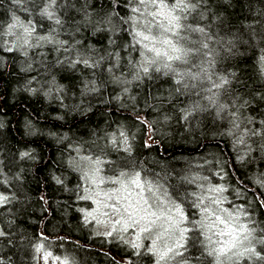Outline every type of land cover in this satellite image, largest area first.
Wrapping results in <instances>:
<instances>
[{
    "label": "trees",
    "instance_id": "trees-1",
    "mask_svg": "<svg viewBox=\"0 0 264 264\" xmlns=\"http://www.w3.org/2000/svg\"><path fill=\"white\" fill-rule=\"evenodd\" d=\"M59 5L62 26L36 15L32 3L25 6L33 8L30 18L41 34L56 27L57 39L69 46L77 40L81 44L68 52L45 45L28 50L27 56L0 49V191L8 198L0 204V264H34L42 234L48 238L46 247L69 264H154L146 249L133 250L121 239L98 235L92 224H84L79 209L90 202L78 199L80 174L68 164L69 157L77 155L75 146L82 154L107 161L105 175L139 171L142 177L159 178L170 193L178 189L175 198L192 218L201 214L192 207L191 193L201 189L183 178L208 176L213 184L228 188L223 195L232 204L225 202L223 207L243 206L264 226V207H260L264 189L258 185L264 178L260 148L264 136L245 137L251 152L237 143L245 129L264 132V75L258 64L264 54V0H205L200 5L193 13L195 20L190 17L189 22L204 26L210 37L208 49L201 50L196 63L211 80L205 77L196 89L179 93L173 80L162 74L116 83L106 70L108 60L97 69L83 64L70 67L68 60L76 59L78 52L99 59L119 51L124 67L114 75L120 76L128 70L124 46L130 38L119 30L117 17H113L116 34L107 30L110 26L104 21L112 11L111 0H59ZM117 11L127 15L124 8ZM13 12L28 18L12 0H0V21H8ZM85 13L92 25L83 22ZM97 27L104 30L95 31ZM110 36L115 44L109 43ZM194 38L205 39L199 34ZM221 77L229 83L213 88L212 82L219 83ZM86 79H94L99 91L85 93ZM219 105L226 107L221 110ZM185 110L190 113L187 119ZM121 132L130 152L124 151ZM221 165L227 172L223 180L215 174H223ZM188 236L183 250L187 264H209L212 258L200 230Z\"/></svg>",
    "mask_w": 264,
    "mask_h": 264
},
{
    "label": "snow or ice",
    "instance_id": "snow-or-ice-1",
    "mask_svg": "<svg viewBox=\"0 0 264 264\" xmlns=\"http://www.w3.org/2000/svg\"><path fill=\"white\" fill-rule=\"evenodd\" d=\"M12 2L19 5L28 18H21L13 12L8 21H0V49L6 52L20 51L27 56L28 50L39 49L45 45H52L56 51L68 52L70 47L75 48L81 44V41L77 40L75 44L69 46L68 41L57 39L56 27H51L46 34H41L38 31V23L30 18L35 8L36 15L55 26H62L64 21L58 15L59 0H12ZM204 2L205 0H111L112 11L104 23L110 26L107 30L114 36L117 25L113 23V17H117L121 25L119 30L128 33L130 41L124 46L128 53L127 72L122 71L120 76L114 75L115 71L124 67L121 63L123 57L119 51L109 52L107 56H101L99 59L78 52L76 59L68 60L69 66L75 68L83 64L87 68L97 69L101 67L102 61L108 60L110 64L106 70L113 74L116 83L127 84L145 78L152 79L153 74H162L173 80L177 86L176 92L182 90L190 92L199 87L205 77L211 80L207 70L196 63L201 50L208 49L206 41L210 37L204 26L189 22L190 17L195 20L193 13H196ZM27 3H32L33 8L26 7ZM119 8H124L127 15H121L117 11ZM200 16L203 19V13H200ZM83 22H86V25L93 24L90 14H84ZM103 30L95 28V31ZM194 34H199L205 39H196ZM109 43L115 44L116 41L110 36ZM258 64L261 74L264 75V54L259 57ZM193 68L197 71H193ZM128 76L131 80L127 79ZM227 83L228 79L221 77L219 83L212 82V87L219 89ZM83 90L85 93L96 92L99 88L94 79H86ZM127 90L124 88L125 92ZM207 91L211 92L212 89L209 88ZM213 96L208 99L216 104ZM219 107L223 110L226 105ZM189 114L185 110L184 118L187 119ZM239 127V124L235 125V128ZM249 135L264 136V132L245 129L239 136L237 143L246 145L251 152L253 149L247 145L245 139ZM120 136L125 137L124 151L130 152L125 133L121 132ZM116 143L117 140L114 138L113 144ZM260 148L264 150V143ZM73 151L77 155L70 156L68 164L80 174L81 185L78 187H82V194L78 195V199L90 201L91 205H94L79 209L83 222L85 225L94 222L98 226L110 227V230L97 233L98 235L113 238L119 236L123 243L133 250L146 249L154 257V264H187L183 250L189 239L188 234L199 229L207 241L205 246L207 256L212 258L209 264H240L241 261L255 264L256 261H264V226L258 224L243 206L223 207L225 202L232 204L223 195L228 191L224 185L213 184L208 176L183 178L188 184H195L201 189L199 193H191L194 197L192 207L201 214V218L196 220L185 213L183 202L175 198L178 189L170 193L159 182V178L142 177L139 171L134 173L120 171L118 175H104V165L108 163L107 161L99 156L82 154L80 146H75ZM240 159L243 160V157ZM220 171L223 174H215L220 175V179L223 180L227 175L226 167L221 165ZM57 182H61L59 178ZM258 185L264 189V178L258 181ZM260 199L264 201V195H261ZM7 200L6 196H0V204L6 203ZM260 207H264V203H261ZM126 234L131 235L132 239H125ZM0 235L3 233L0 232ZM39 239L35 251L43 254L45 264H48L50 259L53 264L57 262L69 264L67 258L62 260L47 250L44 243L48 240L46 236L42 234ZM144 240L151 243L145 245L142 242ZM134 254L140 255V252L135 251ZM178 257L181 258L180 261L177 260ZM117 264H123V261Z\"/></svg>",
    "mask_w": 264,
    "mask_h": 264
},
{
    "label": "rangeland",
    "instance_id": "rangeland-1",
    "mask_svg": "<svg viewBox=\"0 0 264 264\" xmlns=\"http://www.w3.org/2000/svg\"><path fill=\"white\" fill-rule=\"evenodd\" d=\"M134 172H136V171H131V172H129V173H134ZM119 174V173H118ZM118 174H114V175H118ZM105 175V174H104ZM108 176H113V175H108ZM82 194V193H81ZM0 196H5L4 194H2V192L0 191ZM90 202V201H89ZM89 206H93L94 207V205H91V202H90V204H89ZM82 208H88V207H82ZM201 217H195L194 219H196V220H199ZM92 224V227H93V231H95V233H104V232H106V231H108V230H110V227H108V228H106L105 226H103V225H96L94 222L93 223H91ZM191 225H189V227H190ZM213 230H215V229H213ZM116 240H119L120 238H119V236H116V237H114ZM214 239H215V237H213ZM125 239H128V240H131L132 239V236L131 235H128V234H126L125 235ZM145 245H149L150 243H151V241H149V240H144V241H142ZM39 243V242H38ZM47 248V247H46ZM47 250L48 251H50L48 248H47ZM53 253V252H52ZM35 255H36V257H35V263L34 264H45V261L43 260V254L42 253H35ZM53 255L54 256H58V255H56V254H54L53 253ZM60 257V256H59ZM61 259L63 260L64 258L63 257H61ZM48 264H53V262H52V260L50 259L49 261H48ZM57 264H59V262H57Z\"/></svg>",
    "mask_w": 264,
    "mask_h": 264
}]
</instances>
